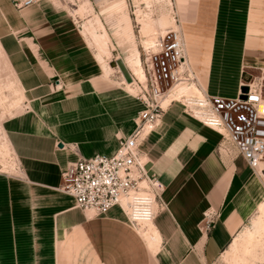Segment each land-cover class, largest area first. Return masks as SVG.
I'll return each instance as SVG.
<instances>
[{"label": "crops", "instance_id": "0c3cea01", "mask_svg": "<svg viewBox=\"0 0 264 264\" xmlns=\"http://www.w3.org/2000/svg\"><path fill=\"white\" fill-rule=\"evenodd\" d=\"M175 2L197 84L209 95L235 96L243 70L264 68V39L258 38L264 0ZM34 4L53 3L36 0L17 8L14 0H0L8 31L4 51L22 86L23 104L38 103L40 112L46 107L45 112H55L57 118L53 124L25 111L6 122L20 174L7 178L1 201L7 203L13 225H0V264H37L32 249L47 248L53 249L52 259L40 257L38 264L213 262L234 241L252 209L259 175L234 148L225 154L219 150L217 130L186 110L176 113L171 103L145 149L162 184L163 206L152 218L160 237L156 251L119 207L101 217L76 208L74 199L58 189L61 173L80 157L115 152L120 137L110 125L114 103L89 91H73L74 82L67 81L66 74L79 68L71 61V48L52 34L36 32ZM60 88L70 93L56 100L53 111L49 108ZM41 235L51 247L32 246V241H42Z\"/></svg>", "mask_w": 264, "mask_h": 264}, {"label": "rangeland", "instance_id": "374dc122", "mask_svg": "<svg viewBox=\"0 0 264 264\" xmlns=\"http://www.w3.org/2000/svg\"><path fill=\"white\" fill-rule=\"evenodd\" d=\"M49 1L53 4H34L37 10L36 16L39 17L38 24L35 26L36 32L52 34L54 38L62 39L70 46L69 54H71V57L73 56L71 61L75 65V68H79L77 69L78 72L66 74V80L74 82L72 86L75 85L76 90L73 91H89V95L111 99V102L114 103L112 113H115L112 116L115 118L111 121L110 125L115 129L117 136L123 137L128 135L142 125L139 116L141 110L139 102L141 103L140 100L143 92H140L138 83H135L134 86L136 91H131L129 87L127 88L124 84L126 82L124 77L113 66V62H115L116 58L121 57L126 63L129 57L128 52L133 48L130 39L126 37L128 35L135 38L142 66L145 68L146 51L154 46L157 37L170 28H179L178 21L176 20L178 18V10L175 0ZM139 18H145L146 24L153 25L156 32L145 36L143 25L139 24ZM4 22L0 14V225L9 226L13 225V223L8 218L7 203L5 202L6 205H2L1 201L6 192L7 178L14 175L19 176L20 173L16 157L5 133L6 122L14 116L24 114L25 111H28L31 117L33 116L36 120L45 122L49 120L53 124L57 117L55 112H45L46 107H42L43 111L40 112L38 103L35 105L36 107H31V104H23L22 86L19 83L17 74L12 71V67L4 51L5 42L3 38H7L5 35L8 32ZM130 27L133 28V31L129 29ZM262 30H264V24L261 25V33L258 36L260 39H264ZM105 40L106 43H104ZM241 78L244 82L254 83L259 86L264 96V68L245 69L241 73ZM169 89L170 86L164 87L159 100L161 106L163 100L162 108L164 111L158 120L154 122L153 127L141 137L139 147H141L143 156L146 155L150 161L151 158L145 151L149 142L148 136L161 126L163 115L169 108L168 105L171 103L175 104L174 107L177 108L175 109L176 113L185 114L183 112L186 110V113L191 114L189 111L190 106L187 105V108L182 100L177 101L175 99L164 106V101L169 98V96L165 98L164 96ZM56 92L57 95L51 104L52 107L49 108L53 111L56 109V100H61L70 93V91L68 93L61 88L56 90ZM144 95L148 98L152 96V94L148 96L146 92H144ZM217 132L221 136L218 144L219 150L225 154L222 148L225 132L223 130ZM254 188L256 195L254 202H252V209L248 211L245 222L235 234L234 239L252 238V242L257 245L256 249L251 255H245L242 251L237 254L233 253L232 259H230L227 255L225 256L224 252L230 250L233 243L232 239L226 249L210 264H264V225H260L258 230H256L257 219L260 215L259 207L264 203L263 176L257 177ZM154 206L156 210L157 207L156 205ZM132 225L136 226L139 232L142 229V225L140 224L135 225L132 223ZM152 232L153 234L156 233L155 229ZM37 238L39 239V236ZM41 239L42 241H32V246H52L45 235H41ZM17 241H23V239L21 240L18 237ZM52 256L53 249H32L33 263L38 264L40 257L50 261Z\"/></svg>", "mask_w": 264, "mask_h": 264}, {"label": "built area", "instance_id": "2783aa9c", "mask_svg": "<svg viewBox=\"0 0 264 264\" xmlns=\"http://www.w3.org/2000/svg\"><path fill=\"white\" fill-rule=\"evenodd\" d=\"M36 0H14L17 8L31 5ZM146 79L138 83L143 105L139 112L142 125L130 134L118 139V147L112 154L94 153L80 157L67 166L61 173L62 182L58 189L72 197L75 207L93 217H101L114 207H119L130 222L126 209L142 204L138 198L144 189L152 195L156 207H162L160 200L162 184L153 173L149 174L147 164L141 159L139 148L142 133L149 125H154L164 111L159 101L164 87L176 84H197V78L186 57L185 41L179 28H170L160 34L155 45L146 51ZM133 78V77H132ZM247 85V92L239 89L235 96L209 95L204 92V119L191 114L204 125L223 130V151L234 148L252 169L261 175L264 172V110L262 109L263 91L254 83ZM144 92L152 96L144 95ZM244 95V98L240 96ZM187 107V105H186ZM188 108V107H187ZM150 127L149 129H151ZM142 182L146 186H142ZM147 215L154 216L150 211Z\"/></svg>", "mask_w": 264, "mask_h": 264}, {"label": "bare ground", "instance_id": "6f19581e", "mask_svg": "<svg viewBox=\"0 0 264 264\" xmlns=\"http://www.w3.org/2000/svg\"><path fill=\"white\" fill-rule=\"evenodd\" d=\"M138 21H139V24L143 25V32H144L145 36L151 35V34L156 32L154 30L153 25L146 24L145 18L144 19L139 18ZM129 29L131 31H133L132 27H130ZM126 37L128 39H130L133 48L128 52L129 57L126 60V63L128 66L126 65V63H125V65L127 66L131 76L133 77V80L131 82H127L125 80L126 82L124 84L126 85L127 88L129 87V89L131 91L132 90L136 91L134 89L135 83L137 81L144 82L146 79V74H145L144 68L142 66V62L140 59V52L138 50L137 44L135 43L136 42L135 38L130 37L128 35ZM150 39H153V38H150ZM104 43H106V40ZM113 66H115V68H117L119 70V68L116 64V61L113 62ZM167 96H169V98L164 101V106L168 105L169 102H171L172 100H175V99L177 101L182 100V101H184V103L186 105L190 106L189 107L190 110L197 117L204 119L205 108L203 106H199V104H201V105L204 104V102H203L204 92H203L202 88L199 86V84H196V83L176 84L167 91L164 98ZM162 106H163V100H162ZM262 109L264 110V98L262 101ZM150 127H152V125H149L148 127H146V129L143 131L142 135L147 133V131L149 130ZM141 159L146 164H148L150 162V160L147 157L143 156V154L141 155ZM261 176L264 177L263 171H261ZM142 186H146V183L142 182ZM137 196H138V198L143 200L142 204H135L132 206V208H128L126 210L129 213L130 218L136 221L137 225L138 224L142 225V229L140 231L144 232L145 240L149 243L150 247L152 249H155L154 251H156V247L159 246V244H160V237H159V234L157 232L153 234V232H152L154 229L153 220H152L153 217H150L149 215H147V213H148L147 211H150V213H151V210H152L153 211L152 214H153L154 210H155L154 209V207H155L154 203L152 202V195L149 194V192H147V190L142 189V190H140V193H138ZM259 210H260V215L257 219L256 230H258L260 225H264V203H262L260 205ZM256 247H257V245L252 242V238H249V237H247L245 239L236 238V239H234L230 250H227V252H225V256L227 255V257L232 259L233 253L237 254L241 251L245 255H251V254H253Z\"/></svg>", "mask_w": 264, "mask_h": 264}, {"label": "water", "instance_id": "95a60500", "mask_svg": "<svg viewBox=\"0 0 264 264\" xmlns=\"http://www.w3.org/2000/svg\"><path fill=\"white\" fill-rule=\"evenodd\" d=\"M115 61H116V64H117L121 74L125 78V80L127 82H131L133 80V78H132L127 66L125 65L124 60L121 57H119V58H116ZM240 90H241V92L245 93L248 90V86L247 85H242V86H240ZM240 97L244 98L245 96L241 95ZM58 145L61 146L62 144L59 143ZM146 167L149 169V174H151L152 173V171H151V162H149Z\"/></svg>", "mask_w": 264, "mask_h": 264}]
</instances>
